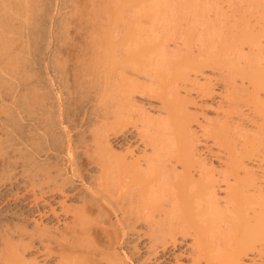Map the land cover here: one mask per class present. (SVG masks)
<instances>
[{"label":"bare ground","instance_id":"6f19581e","mask_svg":"<svg viewBox=\"0 0 264 264\" xmlns=\"http://www.w3.org/2000/svg\"><path fill=\"white\" fill-rule=\"evenodd\" d=\"M111 1L0 0V204L5 202L6 213L11 212L10 218L0 219V264H132L123 245L141 227L156 252L190 236V264H243L248 253L264 245V196L256 191L254 199V187L247 188L254 175L240 174L242 167L249 173L244 156H238L243 152L228 150V172L220 171L227 174L222 179L229 191L221 207L212 170L193 151L191 116L181 111V98L171 95L178 87L175 79L169 81L173 71L186 79L188 69L216 63L220 69L212 66L211 71L224 69L223 64L233 71L239 58L234 47L224 43L225 49L212 54L203 36L194 58L182 39L181 47L177 41L176 48L169 47L165 32V41L149 39L141 48V3L135 1L131 12L122 13L127 0ZM118 4L120 15L115 13ZM167 17L149 27L161 30L166 24L163 34ZM182 47L187 54L180 55ZM235 70H225L230 80ZM167 80L175 88L170 96L164 92L171 88ZM153 86L162 97L152 93ZM144 90L159 94L158 112L164 116L141 110L135 93ZM176 109L186 120L177 119ZM129 128L142 143L138 155L111 144ZM222 129L224 134L227 129ZM230 176L234 183L227 182ZM60 216L61 224L53 222ZM28 219L32 226L24 223Z\"/></svg>","mask_w":264,"mask_h":264},{"label":"rangeland","instance_id":"374dc122","mask_svg":"<svg viewBox=\"0 0 264 264\" xmlns=\"http://www.w3.org/2000/svg\"><path fill=\"white\" fill-rule=\"evenodd\" d=\"M112 1H114V0H112ZM131 1H133V0H127V2L129 4L126 6H121L120 2L123 3V1L120 0V2H119V0H118L116 2L120 3V4H118L117 7H116V5L114 7H116V9L117 8L119 9L118 6H121L123 8L122 13H126L129 10H130L129 12L132 11L134 6L137 4V3L134 4L135 1L136 2L139 1L141 3V5L139 4L140 5L139 7H141L140 8V10H141V12H140L141 13L140 14L141 20L140 21L141 22L139 21L140 28H141V36H140L141 37V40H140L141 41V48L143 47V45L149 44L148 43L149 39L151 42H154L155 40L157 41V39H158V42L163 41V40L165 41V39H164V37H166L165 32H166L167 40H168V41L167 40L166 41L169 44V47H170V45L173 46V49L176 48V45H175L176 42L175 41H177L178 47L182 46V44H183L182 40L184 41V43L186 41V46L188 43V47L185 46V48H188V52L185 49H183L184 47H182L183 50H181V52L179 51L180 55H184V54H187V53L193 51L194 54L192 52L190 53V54H192L191 57L193 56L194 58L195 57L198 58L196 56L198 54L197 53V51H198L197 47H198L199 41L201 42V40L204 38L207 40V43H209V46H211L209 48H211L214 51L213 53L211 52L212 54L216 53V51L218 50L217 48H219V50H221L224 48V46L225 47H227V46L228 47L229 46L234 47L235 50L233 49L232 52L236 51V56L239 57V58H237V57L236 58L240 62V63L237 62L238 60L236 61L237 65H240V66L236 65V67H237V69L240 68L241 71L243 70L242 71L243 73L240 70H235L236 67H234V70H235V72H237V74L235 73L234 77H232L233 79L230 80L229 74H231L230 71H232L231 67H233V66L228 67V68H230V69H228L227 68L228 64H223V67L225 65L226 69L224 67V69L219 70L220 69L219 65H221L219 63H216L218 65L215 64V67L213 66L214 64L212 65L214 68H219V69H215V71H211L214 69H212L213 68L212 66H210L211 67L210 68L208 65L204 66L203 70L202 69L201 70L188 69V72H189L188 73L189 77H187L188 79L182 78L179 75V73H177V75H175L176 72L173 74V72H174L173 71L172 72L173 78L171 77L172 80L170 79V77L168 78V80L170 79L169 81H173L175 79L173 81L175 84H173V82L170 83L167 80V83H168L167 85L171 88L170 89L167 88L168 91H166V88H165L164 92H165V94L167 93V95L170 96L169 95L170 93H168V92L169 91L171 92V89H175V88H172L171 84H173V86L174 85L178 86V87L174 86L177 88L176 91H174V92H177L178 94L175 93L176 94V96H175L173 94L174 93L173 92V93H171V95L174 96V98L176 97V100L178 98H181L180 100H182V102H183L184 109L182 108L183 110H181V108H180V110L181 111L185 110L186 113L184 115L188 116V118H189V115L191 116L189 118V120H187V121L190 122L189 126L192 130L191 131L192 137L194 139V142H193L194 150L193 151L196 150L195 154L198 155L197 157L200 158L201 160H203V162H205V164H207L206 165L207 167L208 166L210 167V171L212 170L211 171V174H212L211 178L212 179L215 178V180L214 179L213 180L215 181L214 183L216 184V186H215V184L213 183L214 187H215L214 189L216 191L215 194L217 195V196L215 195V197L217 198V200L220 199L219 203H221V205H222V204H224L222 202L227 201L225 197L227 195L226 191H229V190H227V188L229 186L228 187L225 186L226 184L222 178L224 175H227L224 172H226V173L228 172V171H226L227 166L225 165V163H227V161H228V159H227L228 157L226 158V156L229 153V151H231V152L233 151V153H234L233 149H235L236 152L245 153V154L240 153L241 155L238 153L239 154L238 156H241V157H242V155L244 156L242 159V162H244L243 163V164H245L244 167L246 166V168L248 169L247 172H249V173L244 174L243 167H242L240 174L243 173L242 176L248 175L247 177H250V178L254 175L251 178V180L254 179V180H252L254 182L253 186L251 184L252 187L251 186L247 187L249 189L251 188V190L254 187V190H253V192L251 190L250 191L248 190L249 192H247V195H248V193H250V194L253 193L254 199H255L256 198L255 194L257 191V196L259 194H260V196H264L263 195L264 194V82H263V84L262 83L258 84V82L260 80L264 81V79H263L264 78V0H134L133 1L134 5L132 4ZM111 2H110V5H111ZM116 2H114V3H116ZM121 7H120V9H122ZM126 7L128 10H125ZM116 9L115 8L113 9V6H112L113 11ZM121 11L122 10L115 11V13L118 12L116 15H120L119 12H121ZM162 11H165V12H162ZM153 16H154V18H152ZM167 16H169L170 18H168ZM155 17H157L156 19H158L159 17L160 18L167 17L168 20H166V22L168 23V25H167V28H166V26H165V28L170 30L172 28V26L175 27L174 31L170 30L168 32H172V33L175 32L176 34L171 33V35L168 36V34H167L168 32L166 31V29H165L164 33L162 34L161 30H162L163 26L166 24H164V25L161 24V26L163 25L161 30H160L159 26L156 27L157 29L159 28V30H157L155 27H153L151 29L150 24L153 25L154 24L153 22H156L157 24L161 23L160 18H159V21L153 20V19H155ZM150 20H151V22H150ZM186 20H188V21L186 22ZM148 22H150V23H148ZM155 26H156V24H155ZM153 29H154V31H153L154 33L149 31V30H153ZM247 29H248V31H247ZM172 30H173V28H172ZM245 31H247V35H249V31H251L250 32L251 34L253 33L252 35L251 34L249 35V36H251L250 39H248L249 36L247 37L246 34L245 35L247 38L243 39V37L245 35H244V33L242 34L240 32H245ZM237 32L240 35H238ZM157 33H158V35H157ZM205 34H206V37L209 36L210 38H208V37L206 38ZM174 35L176 36V38ZM203 36H204V38H203ZM198 37H200V38H198ZM146 40H148V41H146ZM189 40L191 41L190 44H189V42H190ZM224 43H226V44H224ZM223 44H224V46H223ZM205 45H206V43H205ZM219 45H221V47ZM234 45H238L241 47H238V46L236 47ZM189 47H191V49H189ZM170 49H172V47ZM219 50H218V52H219ZM142 51L145 52L144 50H142ZM237 52L239 55H242V57L239 56L237 54ZM145 54H147V53H145ZM233 54L235 55V52ZM142 55H141V58H142ZM234 58H235V56H234ZM234 60H236V59H234ZM141 61L144 62V59L142 58ZM129 65L131 66L130 68H132V69L134 68V64L132 65V63H130ZM129 65H128V67H129ZM141 66H143V64H141ZM256 66H258L259 69ZM247 67H248V70H247ZM253 67L254 68L256 67L255 68L256 70H254ZM130 68H128V70ZM244 68L247 71L252 70V72H250L249 75H248V73L246 75V73H244V72H247V71L246 70L244 71ZM132 69H131V71H132ZM140 69H143V68H139V70ZM134 70L136 71L135 73H137L138 67H137V69L135 67L133 69V71ZM216 70H219V72L217 73ZM225 70H227V71L230 70V71L227 72ZM238 71H240L239 74H238ZM257 71H261V72H257ZM227 73H228L229 77H228ZM224 74H225V76H224ZM233 74L234 73H232V76H233ZM170 75H171V73L168 76H170ZM248 76H250V77H248ZM141 78H142V76H141ZM227 78L230 81H228ZM181 79H183V80H181ZM142 80L143 79H141V81ZM200 84H202V85L205 84L204 85L205 87H202V86L201 87L203 89H205L207 87L208 89L207 88L205 89L206 92H204L205 90H202L201 88L199 90L198 87ZM231 84L235 85V86H232ZM232 87H234V88H232ZM153 88H155L154 92H152L154 94H156L155 91L156 92L158 91L157 93H159V94H160V92H162V90L159 88H158V90H156L155 86H153ZM153 88L151 87L150 90H153ZM226 89H227V92L229 91L228 93L225 92ZM228 89H230V90H228ZM159 90H160V92H159ZM207 90H209V92H207ZM150 92L151 91L148 92L146 90L141 91V93L136 92L135 97L137 98L136 99L137 104H140V106L143 105V106H141L142 107L141 110H143L144 113H146L147 110L149 112L151 110V113L154 116H156V114H157V116H162L163 113L161 115L158 112V108H160L159 106L162 105L160 102L161 99H157L160 96L162 97V94H160V96H159V94H158V96L155 95V97H154V94H153V96H151L152 93H150ZM148 93H149V95H148ZM224 94H226V95H224ZM164 96H166V95H164ZM227 96H229L230 98ZM151 97L155 98V99H152ZM138 98H140V99H138ZM145 108H147L146 111H145ZM156 111L158 113H154ZM181 111H179V109H176L175 116L176 117H178V116L180 117V115L182 116V114H180ZM151 113L150 114L148 113V114L152 115ZM182 113H184V112H182ZM176 117H175V120H176ZM179 117L177 119H179ZM184 118H182V120ZM133 120H134V118H133ZM179 120L182 121L181 119H179ZM179 120H178V122H179ZM185 120H186V118H185ZM222 125H223V129L224 128H225V130L227 129V131H224L222 129L223 130L222 132H224V134L219 131V129L222 128ZM218 127H219V129H218ZM129 129L130 130H127V132L124 135L122 134V135L118 136L117 139H115V138L111 139L110 138L111 139L110 141L112 142L111 144L114 147L116 146L115 148H117V149H119L118 147L121 146L122 148H120V149L124 153L127 149L126 147H128L127 151H129L131 149L130 151L133 150L136 152V153L133 152L132 154H134V155H136L137 153L140 154L139 151L142 147V143L140 141L137 143L138 137L135 136V130H133V128H129ZM218 131L220 132L221 136L215 135V134L219 133ZM225 133L229 137H227L225 135ZM222 134L224 135L223 137H222ZM224 137L227 138V140L231 139V143H230L231 148L230 149H232V150L229 149V147H230L229 142L230 141L228 142L226 139L224 140V141L228 142L229 146H227L226 143H223ZM222 143L226 144L225 146L228 147L227 150H226V147H224ZM134 144L135 145L137 144V145L135 146ZM121 154H123V153H121ZM234 155H237V153H235ZM215 168H217V169H215ZM220 170L224 171L223 175H222V172ZM244 171L246 172V170H244ZM215 173L217 175V178L214 177ZM220 173H221V175H220ZM249 174H251L252 176H250ZM194 176L196 177L197 175L195 174ZM217 179H218V182H220L218 184L216 183ZM226 179H225V181H226ZM232 179L233 178L230 176L228 178L227 182L228 181L231 182ZM76 182H77V184L76 183L75 184L79 185V181H76ZM233 183H234V181H233ZM233 183H229V185H231ZM258 189L260 191H262V193H258V192H260V191H258ZM250 194H249V197H250ZM262 198H264V197H262ZM262 198H260V199L262 200ZM258 199L259 198L257 197L256 200H258ZM67 201L68 200H66L65 202H67ZM12 204L14 205V203H12ZM5 205H6L5 202L0 204V215H1L0 219L1 218L4 219V217L6 218V215H8L7 217H9V218L11 216V212L6 213L7 208L5 209ZM54 206H57V204L54 203ZM224 206H225V204L222 205L221 207L223 208ZM228 206H229V203H228ZM25 209H27V208H24L23 211H26ZM4 211H5V213H4ZM9 218H7V219H9ZM36 218H38V216H36ZM60 218H59L60 221L57 222L56 219H58V218L53 217V222H55L56 224H61L62 223L61 220L63 219V217L60 216ZM28 220H27V222H24V223L32 226V224L34 222L33 219H28ZM45 221H47V220H45ZM140 224L142 226V224H143L142 221ZM139 230H141V231H137V230L134 231V233H136V234H134L132 232L134 235L132 234V235H129L130 237H128V238H130L131 242H129V240H128L127 244L125 243L126 245L125 244L123 245V247L125 246L124 249H126V252H131L128 254L130 256L132 264H190V258L192 256V255H190L191 247H192L191 246L192 242H190V241H191L192 237L187 236L186 240L184 239V240H181V242H179L181 237H180V234L179 235L177 234V238L179 239L177 242H179V243L176 244L175 247L170 246V249H168L164 252H162L158 248L157 252H156L155 251L156 249H151V247L148 246L149 243L147 245L148 235L146 234V231L144 233L142 227ZM138 232H139V234H138ZM143 234H145V236ZM132 241L134 244L132 243ZM131 243L134 246L130 245ZM132 246L135 248V250L137 248L136 252H134L135 250H133L134 248H132ZM148 247H150V248L148 249ZM118 250H119V248H118ZM153 250L157 254L153 253L152 252ZM261 250H259L258 252H255L257 250H254L253 252L248 253L247 257H244L242 259L243 264H264V245L262 246ZM152 254H154V255H152ZM200 264H204V262H201Z\"/></svg>","mask_w":264,"mask_h":264}]
</instances>
